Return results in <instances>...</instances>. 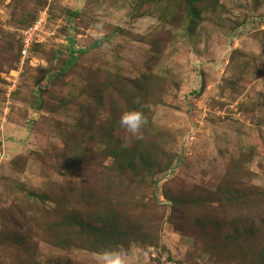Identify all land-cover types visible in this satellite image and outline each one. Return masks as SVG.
Instances as JSON below:
<instances>
[{
	"label": "rangeland",
	"instance_id": "1",
	"mask_svg": "<svg viewBox=\"0 0 264 264\" xmlns=\"http://www.w3.org/2000/svg\"><path fill=\"white\" fill-rule=\"evenodd\" d=\"M117 248L264 264V0H0V264Z\"/></svg>",
	"mask_w": 264,
	"mask_h": 264
},
{
	"label": "clouds",
	"instance_id": "2",
	"mask_svg": "<svg viewBox=\"0 0 264 264\" xmlns=\"http://www.w3.org/2000/svg\"><path fill=\"white\" fill-rule=\"evenodd\" d=\"M140 104L138 109L123 111L119 120V124L124 128L131 137L137 140L143 139L142 129L148 124V118L144 112L145 105L142 104L141 98L137 97L134 101ZM129 142L126 139L122 147H129ZM95 259L98 264H128L127 253L122 248L106 249L96 255Z\"/></svg>",
	"mask_w": 264,
	"mask_h": 264
},
{
	"label": "built area",
	"instance_id": "3",
	"mask_svg": "<svg viewBox=\"0 0 264 264\" xmlns=\"http://www.w3.org/2000/svg\"><path fill=\"white\" fill-rule=\"evenodd\" d=\"M49 14L47 10L40 13L37 19L29 26L23 28L20 33L22 43V58H26L35 44L48 43L49 38L54 34L49 29Z\"/></svg>",
	"mask_w": 264,
	"mask_h": 264
},
{
	"label": "trees",
	"instance_id": "4",
	"mask_svg": "<svg viewBox=\"0 0 264 264\" xmlns=\"http://www.w3.org/2000/svg\"><path fill=\"white\" fill-rule=\"evenodd\" d=\"M28 26H29V25H28ZM26 27H27V26H26ZM35 45H38V44H35ZM35 45H34V46H35ZM34 46H33V47H34ZM33 47H32V48H33ZM21 48H22V43H21ZM21 50H22V49H21ZM79 51H80V52H81V51L84 52L83 50H79ZM75 53H76V51H74V53H73V60H74V61H76V60L78 59V56L75 55Z\"/></svg>",
	"mask_w": 264,
	"mask_h": 264
}]
</instances>
